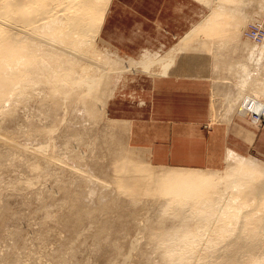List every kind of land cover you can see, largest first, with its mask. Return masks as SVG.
Instances as JSON below:
<instances>
[{
	"label": "bare ground",
	"instance_id": "bare-ground-1",
	"mask_svg": "<svg viewBox=\"0 0 264 264\" xmlns=\"http://www.w3.org/2000/svg\"><path fill=\"white\" fill-rule=\"evenodd\" d=\"M196 1L207 5L215 0ZM241 1L245 6V0H216L218 5L210 11L211 14L164 55L146 52L135 63L145 70L152 65L162 64L164 73L161 75H167L171 63L179 53L189 52L193 48L210 52L215 48L219 52L215 54L218 57L221 55L220 48L228 46L237 53L240 61L226 68L236 78L235 88H239L236 92L233 89L223 91L227 112L230 111L226 114L229 116L227 118L233 116L231 111L235 107H238L236 113H244L249 118L255 112L260 113L264 108V100L258 96L264 97V81L258 77L261 68L252 71L250 65H261L264 61L260 56V53L264 54V38L261 42L254 41L245 36V31L251 23L262 24L264 27V20H251L243 30L246 39L256 45L263 43L262 46L257 48L252 42L242 40L240 32L248 21L246 11L249 10L245 7L244 11L241 8L243 5L240 7ZM111 2L112 0H0V113L4 110V105L10 109L13 105L36 96L51 99L56 114L64 107L70 108L72 102L69 101L92 96L93 101L84 104L86 111L97 119L104 117L113 91L110 79L114 74L120 75L134 68L117 54L103 52L97 47L96 42L106 23ZM201 34L207 37L197 43ZM214 34H221V40L219 38L214 43ZM6 111L5 108L4 114ZM108 123L110 124L106 125L105 133L109 136L128 135L129 124L112 119ZM81 136L77 135L79 139ZM9 142L14 149L18 146L15 141ZM110 152L114 155L112 160L115 159L113 182L122 188L123 193L138 198H135L136 204L141 202L142 196L149 195L157 200L168 198L165 212L170 210L173 203L176 204V209L178 207L172 212L178 219V224L180 223L177 224L179 227L172 231L161 228L156 233L164 250L162 253L166 264H190L195 256L202 260L201 263L198 260L200 264H213L204 260L215 249L226 253V262L217 264H264V168L254 160H244L242 157L237 164L228 165L224 171L184 168L163 170L146 163L141 151L140 154H135L113 148ZM154 201L157 204L155 199L152 200L153 203ZM161 203L164 204L163 201ZM115 204L112 205L113 208ZM110 205H101L103 212L100 208L98 210L107 213L112 207ZM70 208L73 209L72 206ZM76 208V212L72 211L75 214L72 219L73 228L79 226L85 214L88 217L89 213L81 206L76 205ZM188 221L194 223L190 224ZM106 222L105 225H108ZM233 234H236L234 239ZM223 242L225 243L220 248V243ZM201 243L206 246L197 251ZM234 248L240 251L231 252ZM220 257L222 256L218 258Z\"/></svg>",
	"mask_w": 264,
	"mask_h": 264
},
{
	"label": "rangeland",
	"instance_id": "rangeland-1",
	"mask_svg": "<svg viewBox=\"0 0 264 264\" xmlns=\"http://www.w3.org/2000/svg\"><path fill=\"white\" fill-rule=\"evenodd\" d=\"M244 2L245 6L241 1L240 7L243 5L241 8H244V11L245 7L249 10L246 11L249 17L240 35L242 40L246 41L248 39L243 35L246 26L254 19L264 20V0ZM196 4L198 11L195 20L190 22L179 36L165 38L155 30L146 29L143 38L133 42L132 51H122L109 27L103 28L96 42L98 49L117 54L134 68L120 75L114 74L110 79V88H113V91L108 114L106 111V115L101 119L86 111L84 104L92 102V96L69 101L72 106L68 109L62 108L57 115L53 109L54 103L49 98L47 100L36 96L29 97L13 105L11 110L4 105V110L0 113V264H166L162 253L164 250L156 233L158 234L161 228L172 231L179 227V221L172 212L178 207L176 209V204L173 203L170 210L165 212L168 198L157 200L153 196L157 201L155 204L149 195L142 196L141 202L136 204V197L121 191L122 188L113 182L115 159L112 160L114 155L110 152L113 148L135 154H140L141 151L145 162L149 165L152 163L145 151L131 149L128 135L109 136L105 133V127L110 124V118L128 115L136 111L134 107L144 106L152 78L164 73L162 64L152 65L145 70L138 66L135 60L142 59L146 52L164 55L191 29L199 26L217 7L218 2L215 0L207 5L203 2ZM204 35L198 36L200 39L197 43L206 39L207 36ZM214 35V43L219 41V38L221 40V34ZM262 44L255 45L258 48ZM214 46L216 47L215 44ZM214 49L205 52L193 48L189 52L177 54L167 73L212 80L211 117L220 121L229 117L226 114L230 113L227 112L223 91L233 89L236 92L239 89L235 88L236 78L229 74L226 68L237 64L240 58L228 46L220 48L221 55L218 57L215 54L219 52ZM260 56L264 59V54L260 53ZM202 59L207 62V67L199 71L198 75L184 68L185 65H193ZM182 65L183 67L179 68ZM258 68H261L258 77L264 81V61L261 65H250L252 71ZM258 98L264 100L260 95ZM5 108L8 113L6 111L4 114ZM235 109V112L231 111L233 116L240 114L236 113L238 107ZM78 134L84 135L81 140L77 137ZM9 141H15L18 146L14 149ZM49 157L54 158L48 159ZM251 160L264 168V162L254 158ZM239 161L240 159H230L222 171L226 170L228 165L237 164ZM159 168L171 170L169 167ZM150 200L153 206L150 205ZM104 204H115V208L110 207L104 214L100 208ZM76 205L90 214L94 212V216L92 218L88 213L87 217L85 214L86 218L84 216L80 225L73 228L72 219L75 215L73 212L77 210ZM186 215L189 213L186 212ZM105 222L108 225H105ZM235 236L236 234H233L232 238ZM224 243H220L219 247H223ZM205 246V243H201L196 250L200 251ZM238 251L240 250L234 248L231 252ZM224 253L215 249L204 261L213 264L226 262ZM220 255L222 257L218 258ZM191 260L193 262L190 264L202 262L198 256Z\"/></svg>",
	"mask_w": 264,
	"mask_h": 264
},
{
	"label": "crops",
	"instance_id": "crops-1",
	"mask_svg": "<svg viewBox=\"0 0 264 264\" xmlns=\"http://www.w3.org/2000/svg\"><path fill=\"white\" fill-rule=\"evenodd\" d=\"M196 2L112 0L103 28L109 27L122 51H132L133 42L142 39L146 29L165 38L179 36L195 20ZM206 65L202 59L184 68L198 75ZM212 93L210 79L157 74L144 106L110 119L129 124V144L145 151L155 167L221 171L230 159L264 162V123L258 126L241 112L231 119L213 120ZM108 105L109 101L107 114Z\"/></svg>",
	"mask_w": 264,
	"mask_h": 264
},
{
	"label": "built area",
	"instance_id": "built-area-1",
	"mask_svg": "<svg viewBox=\"0 0 264 264\" xmlns=\"http://www.w3.org/2000/svg\"><path fill=\"white\" fill-rule=\"evenodd\" d=\"M245 36L254 41L261 42L264 38V27H262V24L251 23L248 30L245 31ZM250 120L258 126L262 125L264 123V108L260 113L255 112L250 117Z\"/></svg>",
	"mask_w": 264,
	"mask_h": 264
}]
</instances>
